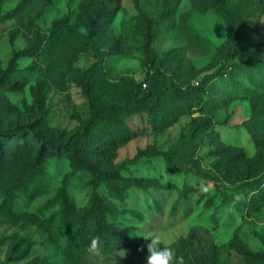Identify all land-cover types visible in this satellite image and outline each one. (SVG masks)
Segmentation results:
<instances>
[{"label":"rangeland","instance_id":"1","mask_svg":"<svg viewBox=\"0 0 264 264\" xmlns=\"http://www.w3.org/2000/svg\"><path fill=\"white\" fill-rule=\"evenodd\" d=\"M256 1L0 0V129L31 124L34 132L62 144L97 109L150 95L137 113L115 119V126L133 132L131 139L106 153L99 140L91 141L85 154L102 170L121 167L122 178L115 182L123 196L100 188L116 211L108 220L133 238L159 237L178 264H208L214 246L220 264H264L240 251L264 252V198L252 193L264 182V132L253 121L264 115V23ZM165 3L170 14L156 25ZM98 6L103 15L94 29L89 17ZM229 17L253 33L215 79L193 89L220 67L216 51L226 40ZM149 25L156 41L147 57ZM40 38V51L18 58L11 75L3 77L13 54ZM248 58L257 64L237 65ZM188 89V97L174 93ZM203 119L210 121V131L193 155L169 170L162 154ZM1 142L0 264H146L148 250L89 247L92 221L79 222L91 203L89 171L77 170L69 181L74 214L65 222L56 196L73 171L66 151L47 148L38 185L30 190L25 182L39 170L41 140L25 130ZM232 156L240 161L225 174ZM129 176L175 188L148 183L139 188ZM185 186L189 192L181 194Z\"/></svg>","mask_w":264,"mask_h":264},{"label":"trees","instance_id":"2","mask_svg":"<svg viewBox=\"0 0 264 264\" xmlns=\"http://www.w3.org/2000/svg\"><path fill=\"white\" fill-rule=\"evenodd\" d=\"M256 8L260 12V22L261 18L264 15V0L256 1ZM170 14V9L168 4L165 3L163 10L156 18V25H160L163 20ZM103 15V9L98 6L95 12L89 17V24L91 27L96 29L100 23V19ZM227 37L222 45L217 48L216 58L221 63L220 67L210 73L203 76L199 81L197 86L193 89H201L206 86L207 83L215 79L219 71L223 68L225 61L228 59L229 55L242 44L246 43L253 30L250 29L245 23L241 22L239 18L229 17L227 18ZM156 41V32L152 25H149L147 34L145 37V46L144 51L147 57L151 56L152 44ZM43 43V39H39V43L32 45L31 47H26L24 49L16 51L9 63L8 68L3 73V77H9L13 70V65L16 60L22 56L34 54L40 51ZM257 63L253 59H244L241 60L237 65H253ZM87 74H90L89 70ZM88 83L85 85L86 91L88 90ZM192 89V88H189ZM187 90L184 94L180 93L177 90H174L175 95L178 97H188L190 90ZM150 97V95H145L140 98L135 104L126 103L124 105H112L109 109L105 110L102 108L97 109L93 117L87 121L82 127L81 131L76 132L71 138L66 140L64 143L59 144L53 139H49L41 134H38L33 131L31 124H24L14 128L0 129V153L2 151L1 140L2 137L10 136H21L25 130H29L37 138L41 140V146L38 149L36 157V165L39 167V170L30 175L28 180L25 182V187L32 190L38 185L40 180V175L42 173V156L47 148H61L69 154L71 159V165L73 171L68 173L65 176L63 184L57 194V200L61 204L63 217L66 223L70 221L74 214L73 203L68 192L69 181L74 177L77 170H86L91 173L93 176V188L91 195V203L87 209L83 211L80 215L79 222L81 224H86L89 221H92L93 228L89 232L87 243L90 247L93 240L96 241V248L100 247L106 252H111L115 250H125L132 249L135 251L148 250L147 245L151 242V238H133L128 235L127 231L115 225L114 223L108 220L109 214H115L112 203L107 201L103 196L100 188L105 186V188L111 194L122 197L125 193V190L118 185L115 181L121 180V167L115 168L113 170H102L98 165L88 161L85 158L90 149H92V142L95 140L100 141L101 151L103 153L108 152V148L112 150H117L123 143L131 139L134 135L133 132L123 129L119 126H115V119L122 116H129L134 113H137L141 108L142 104ZM255 121V127L264 132V115H256L253 118ZM205 131H210V121L208 119H203L201 121L196 120L193 122V129L190 134L184 138L176 147L168 150L162 154L167 168L169 170L175 169L176 161L179 159H184L187 156L194 154L196 148L200 145L203 140V135ZM217 134L216 132H211ZM92 141V142H91ZM91 142V143H90ZM240 161V157L233 158L230 157L227 160V165L225 166V174H228L236 163ZM128 180L139 188L147 187V183L150 185H157L158 187H163L165 189H173L175 186L173 184H161L154 178H144V177H133L129 176ZM264 182L252 189L253 195L261 193V197L264 198ZM189 189L185 186L181 190V194H187ZM176 204H174L173 209L176 210ZM91 248V247H90ZM93 249V248H91ZM243 257L249 261H264V252H250L247 249L240 250ZM24 253L20 254V257ZM19 257V256H18ZM9 259H17V256H9ZM220 252L217 246L212 247L211 255L209 258L208 264H220ZM198 264H204L202 260H198ZM36 264H49L46 262L36 263Z\"/></svg>","mask_w":264,"mask_h":264},{"label":"clouds","instance_id":"3","mask_svg":"<svg viewBox=\"0 0 264 264\" xmlns=\"http://www.w3.org/2000/svg\"><path fill=\"white\" fill-rule=\"evenodd\" d=\"M151 242L147 245L148 255L146 264H178L174 251L167 246L161 247L159 237H150ZM91 248L96 247V241L93 240L90 245Z\"/></svg>","mask_w":264,"mask_h":264}]
</instances>
